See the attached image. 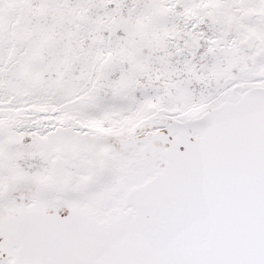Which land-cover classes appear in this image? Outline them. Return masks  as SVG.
Segmentation results:
<instances>
[{"label": "snow or ice", "instance_id": "obj_1", "mask_svg": "<svg viewBox=\"0 0 264 264\" xmlns=\"http://www.w3.org/2000/svg\"><path fill=\"white\" fill-rule=\"evenodd\" d=\"M0 264H264V0H0Z\"/></svg>", "mask_w": 264, "mask_h": 264}]
</instances>
